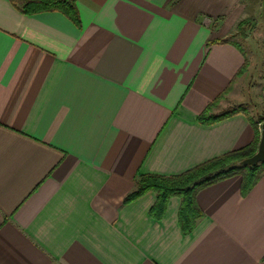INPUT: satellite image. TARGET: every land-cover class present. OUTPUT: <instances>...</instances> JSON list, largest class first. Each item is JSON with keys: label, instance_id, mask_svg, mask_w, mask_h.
<instances>
[{"label": "crops", "instance_id": "1", "mask_svg": "<svg viewBox=\"0 0 264 264\" xmlns=\"http://www.w3.org/2000/svg\"><path fill=\"white\" fill-rule=\"evenodd\" d=\"M76 6L80 24L0 0V264H264V173L246 194L240 175L200 189L189 232L178 195L161 210L155 190L125 202L142 175H179L254 141L264 80L253 99L258 53L238 28L254 5Z\"/></svg>", "mask_w": 264, "mask_h": 264}, {"label": "trees", "instance_id": "2", "mask_svg": "<svg viewBox=\"0 0 264 264\" xmlns=\"http://www.w3.org/2000/svg\"><path fill=\"white\" fill-rule=\"evenodd\" d=\"M13 3L26 14L58 10L76 24H80L76 0H13ZM250 24L251 20L246 19L239 24L238 28L240 31H246L250 28ZM246 111L247 109L243 105L230 107L219 114H210V111H205L199 115V120L203 123H214ZM263 121L264 111L257 119H252L256 136L251 144L243 148L210 159L179 175L147 174L140 176L136 190L126 197L125 202L132 201L149 190H155L158 193V201L153 210H161L171 196L178 195L182 198L180 209L182 228L185 232H189L195 222L203 216V212L196 201L200 189L217 181L240 175L242 177V192L246 194L258 182L264 173V163L242 166L239 165V162L257 152L261 136L260 123Z\"/></svg>", "mask_w": 264, "mask_h": 264}, {"label": "rangeland", "instance_id": "3", "mask_svg": "<svg viewBox=\"0 0 264 264\" xmlns=\"http://www.w3.org/2000/svg\"><path fill=\"white\" fill-rule=\"evenodd\" d=\"M249 3L254 5V12L256 13V18L253 19L250 24L248 37H250L249 43L252 45L254 49L257 51V59L256 62L254 60L253 71L254 74L251 79V85L249 86L250 95H252L253 99H258V89L260 84L264 80V0H247ZM258 20V21H257ZM255 21V23H254ZM245 46H248L247 43H244ZM256 63V64H255ZM259 103V104H258ZM250 106V105H249ZM253 113L259 114L262 112V104L261 102L253 103Z\"/></svg>", "mask_w": 264, "mask_h": 264}, {"label": "water", "instance_id": "4", "mask_svg": "<svg viewBox=\"0 0 264 264\" xmlns=\"http://www.w3.org/2000/svg\"><path fill=\"white\" fill-rule=\"evenodd\" d=\"M261 162L264 163V121L261 125V136L257 152L253 156L241 160L239 165H257Z\"/></svg>", "mask_w": 264, "mask_h": 264}]
</instances>
